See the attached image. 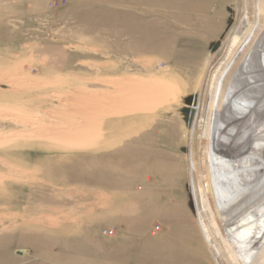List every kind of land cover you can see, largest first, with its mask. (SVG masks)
I'll use <instances>...</instances> for the list:
<instances>
[{
	"label": "rangeland",
	"instance_id": "rangeland-1",
	"mask_svg": "<svg viewBox=\"0 0 264 264\" xmlns=\"http://www.w3.org/2000/svg\"><path fill=\"white\" fill-rule=\"evenodd\" d=\"M254 25L264 29V0H0V264H242L238 210L253 192L264 237V153L248 165L263 161L255 190L230 183L206 149L207 128L228 61L229 82L247 51L264 57V41H246ZM175 68L191 73L197 95L185 153L168 159L138 138L109 150L111 128L139 111L161 125L171 119L163 111L181 117L176 83L170 102L151 105ZM256 69L251 85L264 94ZM217 182L246 202L213 199ZM257 250L250 264H264L263 242Z\"/></svg>",
	"mask_w": 264,
	"mask_h": 264
},
{
	"label": "bare ground",
	"instance_id": "bare-ground-1",
	"mask_svg": "<svg viewBox=\"0 0 264 264\" xmlns=\"http://www.w3.org/2000/svg\"><path fill=\"white\" fill-rule=\"evenodd\" d=\"M246 41L253 45L256 43L262 45L264 29L260 31V28L252 26ZM246 46L247 44H244L239 51ZM233 63L234 58L228 61L213 87L208 111V148L206 149L212 151L211 159L216 158L217 168L224 170V175L230 183L232 181L241 186L252 184V190H255V185L260 180L258 169L263 161L255 166V170L248 165L250 161H256L264 153V150H261V143L264 142V112L259 110L256 103L258 101L264 103V94L254 83L251 85V81L260 83L262 73L256 69V66L264 69V57L258 52L247 51L240 67H237L235 75L228 82L226 74L231 70ZM211 185L209 191L212 193V198L217 200L216 194L218 188H221V182ZM218 194L222 199L224 198L221 203H245L247 200L245 197L237 196L232 188L222 190ZM260 201V192H253L248 202L243 205L244 208L238 210L244 219L240 220L242 232L235 248L244 256L239 259L242 264H250L259 253L257 249L262 242L264 243V237L257 231ZM224 206L223 204V208ZM223 208L217 212L220 214ZM233 208L228 207L227 217L236 211Z\"/></svg>",
	"mask_w": 264,
	"mask_h": 264
},
{
	"label": "crops",
	"instance_id": "crops-1",
	"mask_svg": "<svg viewBox=\"0 0 264 264\" xmlns=\"http://www.w3.org/2000/svg\"><path fill=\"white\" fill-rule=\"evenodd\" d=\"M158 68V65L156 64L155 66ZM166 65L161 67L162 70H164ZM159 69V68H158ZM176 69V68H175ZM173 70L170 72L169 70L165 71L164 74H162L160 77L163 81V84H157V89L153 91V95H155L154 100H150L154 104L151 105H158L159 104L162 106H165L172 98L167 97V84L170 83H176L179 85V91H173L172 94H188V91H193V78L191 73L188 75L187 73H179L183 75H179V69ZM191 75V76H190ZM123 77V76H121ZM132 77V78H131ZM134 77V78H133ZM130 79H136V76H130ZM149 79V78H146ZM119 80V79H116ZM155 86V85H154ZM167 89V90H166ZM154 91H157V94H154ZM185 95H182L183 97ZM152 108V107H151ZM160 108V107H158ZM162 109H159V111ZM155 111H158L156 109ZM161 112V111H160ZM165 116L168 114L170 115V120H168L167 124H159L158 121L155 119V114L150 113H144V111H139V113L136 114L134 117L133 114V119L129 122L127 121L126 123L122 125H117L116 127L111 128L110 130V149L109 150H114V148H123L124 141H128V139L132 141L133 138H138L140 139V142H143L145 144H150L153 145L152 150L154 152L160 154V149H162L161 152H164V157L166 158L169 157L168 159L173 157L179 158L178 154H176L175 148H179L182 150L183 147H180L181 140L184 138L186 134V127L185 124L182 120L181 117L176 115L175 112L171 111L170 109L167 111H163ZM166 112V113H165ZM129 114V113H128ZM152 114V116H151ZM132 115V114H130ZM155 115V116H154ZM149 116V118H148ZM164 116V117H165ZM157 117V116H156ZM161 142H166L169 144V146H161L159 143ZM123 144V145H122ZM156 150V151H155ZM185 153V152H184ZM183 165V164H182ZM183 169V167H182Z\"/></svg>",
	"mask_w": 264,
	"mask_h": 264
},
{
	"label": "water",
	"instance_id": "water-1",
	"mask_svg": "<svg viewBox=\"0 0 264 264\" xmlns=\"http://www.w3.org/2000/svg\"><path fill=\"white\" fill-rule=\"evenodd\" d=\"M227 10L228 12H232L229 7H227ZM230 22H231V19L229 18L227 20V25H229ZM224 34L225 33H222L217 40L209 43L208 45L209 51L214 52L219 48L221 41L224 37ZM182 102H183V106L180 108L179 112L181 114L184 124L186 126H190L191 122L193 121V116L196 112L195 108L197 106V95L195 93L187 94L183 97ZM182 151L185 152V148H182ZM188 207L190 208L191 211H194V206H193V202L191 199H189L188 201Z\"/></svg>",
	"mask_w": 264,
	"mask_h": 264
},
{
	"label": "built area",
	"instance_id": "built-area-1",
	"mask_svg": "<svg viewBox=\"0 0 264 264\" xmlns=\"http://www.w3.org/2000/svg\"><path fill=\"white\" fill-rule=\"evenodd\" d=\"M102 234L105 236H112L113 235V231L112 230H103Z\"/></svg>",
	"mask_w": 264,
	"mask_h": 264
}]
</instances>
